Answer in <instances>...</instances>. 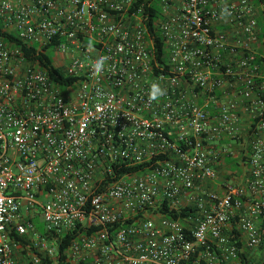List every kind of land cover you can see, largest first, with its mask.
<instances>
[{"label": "built area", "instance_id": "obj_1", "mask_svg": "<svg viewBox=\"0 0 264 264\" xmlns=\"http://www.w3.org/2000/svg\"><path fill=\"white\" fill-rule=\"evenodd\" d=\"M262 12L0 0V264H264Z\"/></svg>", "mask_w": 264, "mask_h": 264}, {"label": "trees", "instance_id": "obj_2", "mask_svg": "<svg viewBox=\"0 0 264 264\" xmlns=\"http://www.w3.org/2000/svg\"><path fill=\"white\" fill-rule=\"evenodd\" d=\"M141 1H143V0H141ZM151 1L152 0H149V3ZM260 3H264V0H257V4H260ZM152 10L154 13H158V7H157L156 3H153ZM262 13L263 14L260 17L259 21L261 22V24L264 27V12H262ZM152 22H154V19L150 20V23H152ZM0 34L2 36H4L8 41L12 42L13 44H15L17 46H21L23 48L24 53L29 58H31L32 60H39L41 63H43L47 67V71L49 73V76L52 79H55L57 82H61V83H63V82L69 83L72 81L70 78L66 77L64 74H62L61 72L54 69V67H52V57L50 56V54L38 55L36 48H32V47L30 48V47H27L26 45H24L20 41V39L18 38L17 34H14V33L8 34V33H3L2 31H0ZM263 37H264V35H263ZM155 40H156V46L158 48V54H160L162 52V46H163L162 39L160 38V36L155 35ZM263 47H264V43H263ZM257 61H258V64L261 65V67H262L261 70L264 73V57L259 56ZM174 216L177 217L178 214H174ZM35 224H36L38 230L43 231L42 222L40 223V221L35 220ZM70 238H72V237H68L67 242ZM63 248H64V246L60 247V252H61L60 255L61 256H62ZM58 264H66V263L60 262Z\"/></svg>", "mask_w": 264, "mask_h": 264}, {"label": "clouds", "instance_id": "obj_3", "mask_svg": "<svg viewBox=\"0 0 264 264\" xmlns=\"http://www.w3.org/2000/svg\"><path fill=\"white\" fill-rule=\"evenodd\" d=\"M225 12H226V10H225ZM223 15H224V12H222V16ZM108 59L109 58L107 56H102L99 59H97L93 63V65H92L94 72L95 73H100L103 70L104 65H105V63H106V61ZM164 95H166V89H164L163 87H161V85L159 83L153 82L151 84L150 91L148 93V100H149V102L158 101Z\"/></svg>", "mask_w": 264, "mask_h": 264}, {"label": "rangeland", "instance_id": "obj_4", "mask_svg": "<svg viewBox=\"0 0 264 264\" xmlns=\"http://www.w3.org/2000/svg\"><path fill=\"white\" fill-rule=\"evenodd\" d=\"M232 149H234V147L229 149V150H232ZM225 163L229 165V171L230 172H235V173H237V175H238L239 170L242 169L240 166H238V164L236 163V161H234L233 158H226ZM240 174L242 175L243 173H240ZM232 175H235V174H232Z\"/></svg>", "mask_w": 264, "mask_h": 264}, {"label": "crops", "instance_id": "obj_5", "mask_svg": "<svg viewBox=\"0 0 264 264\" xmlns=\"http://www.w3.org/2000/svg\"><path fill=\"white\" fill-rule=\"evenodd\" d=\"M242 168V167H241ZM241 171H244L243 168L241 169Z\"/></svg>", "mask_w": 264, "mask_h": 264}]
</instances>
